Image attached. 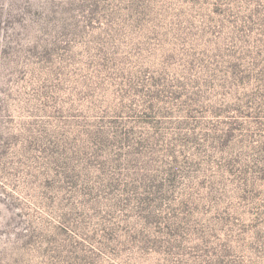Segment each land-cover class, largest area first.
Wrapping results in <instances>:
<instances>
[{
  "label": "rangeland",
  "instance_id": "374dc122",
  "mask_svg": "<svg viewBox=\"0 0 264 264\" xmlns=\"http://www.w3.org/2000/svg\"><path fill=\"white\" fill-rule=\"evenodd\" d=\"M0 264H264V0H0Z\"/></svg>",
  "mask_w": 264,
  "mask_h": 264
}]
</instances>
